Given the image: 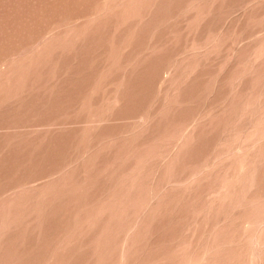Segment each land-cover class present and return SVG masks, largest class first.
<instances>
[{
    "label": "rangeland",
    "instance_id": "rangeland-1",
    "mask_svg": "<svg viewBox=\"0 0 264 264\" xmlns=\"http://www.w3.org/2000/svg\"><path fill=\"white\" fill-rule=\"evenodd\" d=\"M0 264H264V0H0Z\"/></svg>",
    "mask_w": 264,
    "mask_h": 264
}]
</instances>
